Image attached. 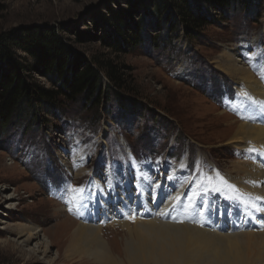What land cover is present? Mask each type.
Wrapping results in <instances>:
<instances>
[{"label": "rangeland", "instance_id": "obj_1", "mask_svg": "<svg viewBox=\"0 0 264 264\" xmlns=\"http://www.w3.org/2000/svg\"><path fill=\"white\" fill-rule=\"evenodd\" d=\"M192 1L211 15L213 23L195 33L184 27L175 7L156 16L157 0H0V34L55 26L74 55L90 62L110 61L124 84L113 91L105 79L102 91L110 94L99 104L80 97L73 102L63 101L60 108L39 105L33 115L12 118L0 133V264H86L72 253L70 243H60L64 228L71 229L73 222L79 224L65 201L72 195L69 186L84 188L95 180L90 175L104 171L99 168L102 155L118 156L129 149L159 158L169 153L178 162L186 159L196 168L197 180L219 178L217 191L226 195L222 182L230 181V174L238 176L235 167L242 162H259L250 143L240 148L229 143L230 130L238 125L234 121L246 123L236 100L248 87L243 80L226 74L220 63L226 53L239 50L238 57L261 85L264 97V0H248L225 13L215 11L203 0ZM130 10L135 21L141 23L144 41L133 51H119L108 44L110 37L117 36L111 17ZM19 55L24 64L35 66L27 73L32 83L54 88L42 66L26 54ZM254 57L255 65L250 68ZM115 93L121 97L119 100ZM250 120L254 126L264 127L257 117ZM78 146L85 149L82 160L74 155L76 160H69ZM76 161L88 172L78 174L79 170L74 169ZM186 161L177 167L168 161L158 162L169 167L161 182L177 187L181 193L190 189L192 179L183 165ZM137 163L151 167L158 164ZM99 177L100 184H104ZM196 184L198 190V181ZM121 186L126 187V183ZM156 190L160 198L162 193L170 192V187L161 185ZM204 190L210 194L213 214L228 201H212L214 193L206 185L199 195ZM123 193L117 197L118 204L130 197L132 201L133 191L124 188ZM12 196L15 204L11 209L8 198ZM202 207L205 205L200 206L201 213ZM129 208L136 214L134 221L126 219L132 225L144 209L139 215L133 202ZM121 211L128 214L124 208ZM109 212L120 214L117 207ZM194 213L192 219L196 218ZM102 227L101 239L122 257V237L129 236L126 229L114 225L111 219ZM31 228H38L41 241L24 242L27 237L21 234L26 235Z\"/></svg>", "mask_w": 264, "mask_h": 264}, {"label": "bare ground", "instance_id": "obj_2", "mask_svg": "<svg viewBox=\"0 0 264 264\" xmlns=\"http://www.w3.org/2000/svg\"><path fill=\"white\" fill-rule=\"evenodd\" d=\"M237 52L239 53V50H233L230 54L226 53L223 56L224 62L220 63V67L226 74H229L230 77L233 76L231 77L233 79L243 80L248 87L247 90L243 89L244 93H240L237 105V108L240 109L242 115L245 117L246 123L239 122L238 120L234 121V124L238 125L235 129L231 128L233 130H230L229 143L237 148L246 147L247 144L250 143V148L256 154L259 162L257 164L242 162L243 164H239L235 167V172L237 171L238 176H233L231 174L227 176L231 180L224 182L223 191L228 193V201L221 209H219L218 214L216 215V217L219 218L221 213L223 219L214 220L213 213L210 211L211 197L206 190L203 191V194L200 193L197 201L199 193L196 188V185H198L196 184L197 181L194 182L190 180V189H187L186 191L182 190L181 193L178 191L177 187L173 188L172 185L166 182H161V179L165 177V174H160L162 168H167L168 171L169 167H162L161 163H158L154 167H151L147 163L138 164L135 157L129 156L132 157V162L129 164L128 169L124 168L122 176L125 177L127 172H132L133 176L139 181V186L144 195V199H147V202L144 201V213L134 222V224H129L126 219L123 218L124 211H121V208L126 209V212H128L129 206L132 203L130 199L131 197L118 204L117 197L112 198L111 196H108L104 184H100L101 181L98 178H95V180L91 181V188L92 190H97L99 196L95 199L86 200V208L83 212L84 220L82 223L79 222L78 224V222H73L70 226L71 229L62 226L64 230L59 226V228L65 231L62 232L63 237L60 243H70V241H72L77 235L81 238L82 243L86 242L93 235L101 238L102 230L104 229L102 226H104V223L109 219L112 220L114 225L126 229L129 236L133 234L134 230L152 233L161 227H172L176 230L191 229L200 234L201 238H207V234L209 233H220V231L229 230L231 228L230 225L222 224L224 219H227L234 223L237 228L230 234H222L234 239L237 255L241 259L247 260L248 264H264V247H262V245H264V230H261V226L264 225V127L260 125H257L258 127L254 126L253 121L250 120V118L257 117L256 121L264 122V112L261 111V105H264V97H262L263 91L261 85L254 79L253 74L246 68L244 65L245 62L241 57H238ZM245 136L250 137L246 138ZM84 150L83 146L74 148L73 153L69 156V160L70 158H74L72 155L82 160L83 156L81 155L84 153ZM108 154H110V151H108ZM74 160L76 159L74 158ZM77 164L78 167L82 166V164L78 162ZM83 167L84 166L79 168L78 174L83 175L88 172L87 170H84ZM152 171L155 172V174L157 173V176H151L150 173ZM154 179L157 180V182L154 181ZM179 180L188 182L186 178L179 177ZM125 183L126 187L124 188L127 189V191L131 190L134 193L132 180H125ZM150 185L151 187H149ZM161 185L164 188L169 186L170 192L162 193L161 197L157 198L159 193L156 189L159 190ZM124 188H119L117 190L116 188L111 187L109 191L114 190L119 192L120 196H124ZM187 196H189V198H187ZM175 197L180 198V203L173 207L175 204ZM8 199L10 201L8 206L11 209L14 208L13 205L15 204V198L12 196ZM148 200L150 202H148ZM189 205H191L190 208L192 210H194L193 207L197 205V209L194 211V216H196V218H193L192 220L207 221V229L190 223ZM201 205H205L206 207H202V213L200 211ZM114 207H117L121 216L119 213L111 215L112 213L109 212V210ZM184 207H187L186 211L182 210ZM158 213H167V215L161 217ZM94 218H99L100 222L95 224ZM180 220H182L183 223L175 222ZM211 223L214 224L211 225ZM21 236L27 237L24 240L25 243L30 242L33 239L41 238L38 228H31L26 232V235L21 234ZM51 242H53V240ZM43 246L45 248L43 254L46 256L48 241H45ZM121 248L122 246L120 247V250ZM178 257L179 253H175L172 258L176 259Z\"/></svg>", "mask_w": 264, "mask_h": 264}, {"label": "trees", "instance_id": "obj_3", "mask_svg": "<svg viewBox=\"0 0 264 264\" xmlns=\"http://www.w3.org/2000/svg\"><path fill=\"white\" fill-rule=\"evenodd\" d=\"M203 1L215 11L225 13L236 4L245 5L248 0ZM194 4L192 0H157L154 14L164 15L168 7H175L184 27L190 33H195L213 23L211 15ZM111 21L117 28V36L110 37L108 43L111 47L127 52L143 43L141 23L135 21L131 10L123 15L113 14ZM19 54L28 55L35 64L42 66L43 74L51 79L54 88L32 83L27 73L35 66L24 64ZM95 61L90 62L83 56L74 55L55 26L0 34V133L12 118L33 115L39 105L60 108L63 101L73 102L80 97L93 104L105 101L110 94L102 91L105 79H108L113 91L124 86L110 61ZM98 65L104 70L102 73L97 69Z\"/></svg>", "mask_w": 264, "mask_h": 264}, {"label": "clouds", "instance_id": "obj_4", "mask_svg": "<svg viewBox=\"0 0 264 264\" xmlns=\"http://www.w3.org/2000/svg\"><path fill=\"white\" fill-rule=\"evenodd\" d=\"M69 247L86 264H248L237 255L232 237L217 232L201 238L191 229L172 227L152 233L134 230L131 236L122 237V257L95 235L83 243L77 235ZM175 253L179 257L173 259Z\"/></svg>", "mask_w": 264, "mask_h": 264}, {"label": "snow or ice", "instance_id": "obj_5", "mask_svg": "<svg viewBox=\"0 0 264 264\" xmlns=\"http://www.w3.org/2000/svg\"><path fill=\"white\" fill-rule=\"evenodd\" d=\"M246 95V94H245ZM261 111L264 112V105H261ZM69 191L72 193L71 197L69 200H66L65 203H69L72 206L68 208V211L70 214L76 215L77 217L81 216L86 208V205L84 203V192L85 189L83 188H75V187H71L69 186ZM175 204L173 205V207H175L176 205H178L180 203V198L179 197H175ZM189 208L191 207V205L188 206ZM159 216L163 217L165 215H167V213H158ZM124 219H129L134 221L136 219V214L132 211L131 208L128 209V214H125L123 216ZM175 222H180L183 223L182 220L180 221H175ZM201 226H203L201 224ZM242 230V229H241ZM261 230H264V225L261 226Z\"/></svg>", "mask_w": 264, "mask_h": 264}, {"label": "water", "instance_id": "obj_6", "mask_svg": "<svg viewBox=\"0 0 264 264\" xmlns=\"http://www.w3.org/2000/svg\"><path fill=\"white\" fill-rule=\"evenodd\" d=\"M89 12H90V10L87 11V12H85V13L82 15V17H83V16H86Z\"/></svg>", "mask_w": 264, "mask_h": 264}]
</instances>
